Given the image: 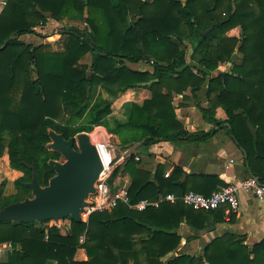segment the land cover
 Wrapping results in <instances>:
<instances>
[{"label": "trees", "instance_id": "16d2710c", "mask_svg": "<svg viewBox=\"0 0 264 264\" xmlns=\"http://www.w3.org/2000/svg\"><path fill=\"white\" fill-rule=\"evenodd\" d=\"M49 17L83 22L61 28L67 37L63 50L20 38L37 33L34 27ZM238 25L240 36L227 33ZM86 54L90 62L82 61ZM229 60L227 70L213 74ZM138 62L150 68L129 64ZM204 87L209 101L201 106L204 128L190 132L177 117L174 94ZM218 107L225 118L217 116ZM98 124L114 134L127 131L125 145L204 140L227 127L244 150L251 175L264 183V0H7L0 11V156L7 151L10 165L23 174L12 194H4L2 181L0 208L28 196L25 183L33 165L42 185L55 173L48 160L60 154L46 146L50 128L69 137ZM136 155L112 176L127 172L132 202L190 189L209 194L226 185L217 174L193 173L182 182L181 167L164 176L161 164L146 170ZM196 176L204 179L188 184ZM220 211L182 201L144 210L119 203L92 212L88 224L70 217L65 233L57 221L47 226L3 220L0 242L11 241L14 249L0 264H264V238L248 248L244 236L233 233L213 238L200 257L163 259L180 243L181 221L202 230L211 215L223 218ZM80 245L86 259L76 258Z\"/></svg>", "mask_w": 264, "mask_h": 264}, {"label": "crops", "instance_id": "0c3cea01", "mask_svg": "<svg viewBox=\"0 0 264 264\" xmlns=\"http://www.w3.org/2000/svg\"><path fill=\"white\" fill-rule=\"evenodd\" d=\"M6 1L7 0H0V11L5 6ZM63 21L65 22L66 19ZM48 22L60 23L59 20L53 19L52 17L48 18ZM34 29L37 33H24L20 38L34 44L46 43L47 41L46 47L49 50L64 49L66 35L61 33L60 30L46 32L45 25L42 27L37 25ZM43 35H45L44 38H42ZM55 42L60 43V45L62 44V46L57 47ZM52 46H54V48H51ZM87 55L88 54H86V56ZM130 64L138 69L150 68V65L144 62ZM133 64H136V66ZM218 68V72L224 70L221 66ZM218 72L215 70L213 74ZM205 89L206 87L195 93H193L191 89H188L185 94H174L177 117L190 132H197L204 128L205 119L201 106H206L209 102ZM217 116L219 118L226 117V113L222 107L217 108ZM102 132L104 131L102 130ZM115 135L118 137L117 134ZM137 142H139V144L134 152L139 156L140 167L155 171L157 166L161 164L163 166V174L167 170L172 174L176 167H181L182 174L180 176V181L182 182H186L188 175L193 173L197 175L217 174L226 184L238 178L251 175L248 162L245 161V152L236 143L227 127L218 128L213 135L204 140L183 138L175 141L161 140L151 144H142L141 141ZM100 144L103 145L104 143L99 142L97 144L99 151L102 150ZM2 156H6L4 162L0 166H3L4 169L3 173L5 176H3V179L6 181L4 194L7 195L14 193L15 180L21 176L23 172L10 165L7 151H5ZM230 159H233V161ZM1 167L0 172L2 170ZM200 177L202 176L191 178L188 184L197 185L204 179ZM221 209L222 211L224 210V215L221 214L223 218L215 219V216L211 215V221L202 230L196 229L185 220L181 221L178 228V233L181 236L180 243L175 249L165 255L163 259L179 254H189L200 257L204 255L206 245L213 238L224 233L243 235V243L248 248H251L255 243L264 238V199H258L247 192H241L240 207L237 211L227 216L225 208L221 207ZM222 211L220 212L222 213ZM7 251L10 250L0 246V260L6 255ZM205 264H208V262H205Z\"/></svg>", "mask_w": 264, "mask_h": 264}, {"label": "water", "instance_id": "95a60500", "mask_svg": "<svg viewBox=\"0 0 264 264\" xmlns=\"http://www.w3.org/2000/svg\"><path fill=\"white\" fill-rule=\"evenodd\" d=\"M212 27L213 23L203 30V35ZM48 134L50 141L47 147L60 152L65 159L48 160L55 173L45 185L41 184L33 165L32 177L25 183L33 195L0 208V221L42 222L68 216L81 220L80 213L87 203L86 197L95 190V182L103 169L100 151L86 132L66 138L63 132L50 128ZM75 140L78 149L74 147ZM138 144H130L125 150V156H130Z\"/></svg>", "mask_w": 264, "mask_h": 264}, {"label": "built area", "instance_id": "2783aa9c", "mask_svg": "<svg viewBox=\"0 0 264 264\" xmlns=\"http://www.w3.org/2000/svg\"><path fill=\"white\" fill-rule=\"evenodd\" d=\"M42 26L44 25L40 24V27ZM98 125L99 126H97L96 128L99 127L101 129V124ZM98 143L99 142L97 141L94 142L96 146ZM106 144L111 153V156L107 162H105L102 158L103 169L95 182V190L93 192H90L86 197L87 203L80 213V221H84L86 224H88L89 216L92 212L112 210L119 203H125L129 207L134 208L136 210H144L149 206L157 207L165 201H182L184 204L189 205L195 209L215 210L224 207L226 215L229 216L232 212L237 211L240 207L241 192H247L258 199H264V183L259 181L256 176L249 175L247 177L238 178L227 183L226 185L214 189L209 194L190 189L182 194H178L171 191L167 193H160L157 198L145 197L135 202H132L128 189L131 181L130 177L127 176L126 178H124V181H122L120 184H114L112 180L115 168L122 164L128 156H125V152L121 155L117 152L118 146H116L115 142L108 141V143ZM136 158L139 159V156L136 155ZM230 160L233 161V159ZM120 172L121 170L119 171V173ZM170 173L171 172L167 170L164 172V175L169 176ZM53 221L51 220L48 225H51ZM85 232L80 235V244H83V242L85 241ZM45 237L48 238L47 228ZM0 246L7 250L14 249V246L11 241L0 242ZM80 248L83 254L85 255L86 259V248L83 245H80Z\"/></svg>", "mask_w": 264, "mask_h": 264}, {"label": "rangeland", "instance_id": "374dc122", "mask_svg": "<svg viewBox=\"0 0 264 264\" xmlns=\"http://www.w3.org/2000/svg\"><path fill=\"white\" fill-rule=\"evenodd\" d=\"M40 24H43V25H45L46 26V29H45V31L46 32H53V31H56V30H61V28L65 25V24H69V25H80V26H83V22L81 21V20H79V19H71V20H69V19H66V21L64 22H62V21H60V23H54V22H48V19H47V21L46 22H44V23H40ZM55 24V25H54ZM49 26V27H48ZM48 27V28H47ZM51 27V28H50ZM62 33V32H61ZM228 34H230V35H237V36H240V34H241V26L240 25H238V26H234L233 28H231V29H229L228 30V32H227ZM44 36L45 35H43L42 36V38H44ZM66 37V36H65ZM67 38V37H66ZM44 43V42H43ZM56 43V42H55ZM62 43V42H61ZM45 45L47 44V41H46V43H44ZM55 45H57V47H59V46H62V44L60 45V43H56ZM57 47H55V48H57ZM47 48V47H46ZM49 48V47H48ZM51 48H54V46H52ZM237 61L238 60H240V58H241V53L240 52H238L237 50L235 51V54H234V56H233ZM90 59H91V56H90V54H88L87 56L85 55L84 57H83V59H82V61L83 62H90ZM130 64V63H129ZM230 64H231V60H229V61H227V62H224V63H221L219 66H221V68L222 69H224V70H227L228 68H229V66H230ZM134 66H136V64H133ZM220 68V69H221ZM219 69V68H218ZM218 69H217V72H218ZM90 72V71H89ZM91 73V72H90ZM89 73V74H90ZM97 126H99V125H96V126H94L93 127V129L91 130V131H86V130H83V131H80V132H86L88 135H90L91 134V141H93V142H105V143H108V141H112V142H115L116 143V146H118V148H117V152L121 155L122 153H124L125 152V150L127 149V147L129 146V144H126L125 145V138H126V136H128V135H130V134H128V132L127 131H125V130H119V131H117V135H118V137L115 135V134H113V133H111L105 126H103V125H101L102 127H101V129H103V131L104 132H102V130L98 127V128H96ZM108 127L110 128H112V127H114V122H111L110 121V123L108 124ZM80 132H78V133H80ZM77 133V134H78ZM77 134L75 135V137L77 136ZM1 158H0V165H2V163L4 162V160H5V158H6V156L5 157H3V156H0ZM1 167V166H0ZM2 168V170H1V172H0V184L2 183V181L4 182V184L6 183V181H4V179H3V176H5V174L3 173V171H4V169H3V166L1 167ZM10 170V169H9ZM122 173V174H121ZM127 176H129L128 174H127V172H124V171H122L121 170V172L119 173H117V175L114 177V179H113V183L114 184H120L122 181H124V178H126ZM15 185V184H14ZM13 185V186H14ZM4 189H5V185H4ZM14 192H17V188H16V186H14ZM27 194H28V196H32L33 194H32V191H31V189H29V190H27ZM53 221V220H52ZM44 222L46 223V225L48 226V224L51 222V220H44ZM57 222H58V224L61 226V230H62V232H66L67 231V229H68V226H69V223H70V217L68 216V217H65V218H62V220H57ZM85 232V231H84ZM79 242H80V240H79ZM86 256H87V254H86ZM88 257V256H87ZM76 258H78V259H85V255L83 254V252H82V250H81V248H80V246H78V248H77V252H76Z\"/></svg>", "mask_w": 264, "mask_h": 264}, {"label": "bare ground", "instance_id": "6f19581e", "mask_svg": "<svg viewBox=\"0 0 264 264\" xmlns=\"http://www.w3.org/2000/svg\"><path fill=\"white\" fill-rule=\"evenodd\" d=\"M101 147H102V150H100V153L102 155L103 160L105 162H107L109 160L110 156H111V153H110V151H109L108 146H107L106 143H104L103 145H101Z\"/></svg>", "mask_w": 264, "mask_h": 264}, {"label": "flooded vegetation", "instance_id": "af4514ba", "mask_svg": "<svg viewBox=\"0 0 264 264\" xmlns=\"http://www.w3.org/2000/svg\"><path fill=\"white\" fill-rule=\"evenodd\" d=\"M77 134V133H76ZM75 134V135H76ZM65 135V134H64ZM75 135H73V136H75ZM70 137V136H69ZM66 138H68V137H66ZM47 146V145H46ZM74 147L76 148V149H78V145H77V141L75 140L74 141ZM49 148V147H48ZM50 149V148H49ZM52 150V149H51ZM55 151V150H54ZM58 152V151H57ZM59 156L58 157H56L55 159H57V160H60V161H63L65 158L62 156V154L59 152Z\"/></svg>", "mask_w": 264, "mask_h": 264}]
</instances>
